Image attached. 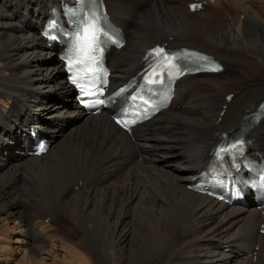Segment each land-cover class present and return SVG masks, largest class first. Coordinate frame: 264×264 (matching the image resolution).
Instances as JSON below:
<instances>
[{
    "label": "bare ground",
    "instance_id": "6f19581e",
    "mask_svg": "<svg viewBox=\"0 0 264 264\" xmlns=\"http://www.w3.org/2000/svg\"><path fill=\"white\" fill-rule=\"evenodd\" d=\"M190 1L107 0L126 32L109 54L115 86L159 40L225 64L183 77L171 105L130 134L106 110L84 112L64 82L61 48L41 34L61 0H0V248L15 234L20 264H264V209L188 188L221 132L264 99V0H236L256 10L244 22L216 18L219 0ZM31 126L53 137L46 153L28 154ZM252 139L264 154V112ZM0 253L10 264L11 248Z\"/></svg>",
    "mask_w": 264,
    "mask_h": 264
},
{
    "label": "rangeland",
    "instance_id": "374dc122",
    "mask_svg": "<svg viewBox=\"0 0 264 264\" xmlns=\"http://www.w3.org/2000/svg\"><path fill=\"white\" fill-rule=\"evenodd\" d=\"M216 2L218 1V0H215ZM257 3H261V0H255ZM220 2V3H219ZM217 3H219L217 6H216V8H215V11H219L218 13V15L219 16H216V18L217 17H221V19L222 20H225V21H227V22H231V20H233V19H235V18H233V13L234 14H236L237 15V17H236V19L238 20V19H240L242 22H244L245 20H246V15H247V11H249V12H251L252 14L251 15H253L254 17H258L257 16V13H256V10L255 9H253L252 7H251V5L247 2V1H245V2H243V3H241V4H239V6L238 5H236V0H219ZM224 5V6H223ZM221 6H223V10H225V8L224 7H230V9H228V12H226V13H229L230 15H225V14H223V10H221L222 8H221ZM232 7V8H231ZM239 7V8H238ZM221 8V9H220ZM209 10H211V9H209ZM221 11V12H220ZM214 15V14H213ZM232 15V16H231ZM214 17H215V15H214ZM232 17V18H231ZM264 22V21H263ZM49 58H51V59H54V57H52L51 55H50V53H49ZM77 120V118H75V120H74V122ZM73 122V123H74ZM63 222H64V220L63 219H61V223H59V224H63ZM57 228H60V227H57ZM51 230H53V229H51ZM13 233H11V232H8L6 235H7V238H5L4 240H5V243L4 244H6L5 245V247L4 248H0V252H2L3 251V249L4 250H8V249H10L11 248V254H10V257H11V262H10V264H20L22 261H23V259H21V254H20V251H19V249L20 248H17L18 247V245H19V243H16V241H15V239H16V236H15V234H13ZM8 239V240H7ZM9 240H10V242H9ZM9 243H8V242ZM26 241H27V239H26ZM4 242V241H3ZM92 244L94 245L95 244V242H92ZM10 246V247H9ZM7 247H9V248H7ZM13 251V252H12ZM1 254V253H0ZM2 256H0V258H1ZM2 259V258H1ZM15 260V261H14ZM19 262V263H18Z\"/></svg>",
    "mask_w": 264,
    "mask_h": 264
},
{
    "label": "snow or ice",
    "instance_id": "6c2138e0",
    "mask_svg": "<svg viewBox=\"0 0 264 264\" xmlns=\"http://www.w3.org/2000/svg\"><path fill=\"white\" fill-rule=\"evenodd\" d=\"M199 5H192V8L195 10L198 8ZM76 45L75 50L77 52L82 53L84 56H88L90 52H95L97 49V45L99 43V29H98V17L95 13H92L91 18H84V23L81 27L80 32L76 36ZM163 53V49H156L155 54L160 55ZM165 59L169 61V64L171 65V62L176 59V57L173 56H167L165 54ZM200 59L207 60V57H200ZM79 62V61H77ZM211 70H218V68H213ZM73 82H75V78H73ZM120 123V121H118ZM233 148H236L237 145H233ZM45 147L41 145L40 152H44ZM222 152L226 151L224 149H221Z\"/></svg>",
    "mask_w": 264,
    "mask_h": 264
}]
</instances>
